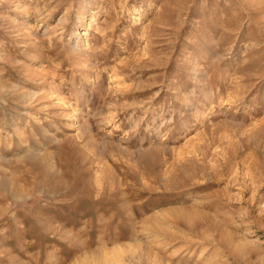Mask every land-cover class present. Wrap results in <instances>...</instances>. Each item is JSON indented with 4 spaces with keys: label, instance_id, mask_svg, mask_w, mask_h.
<instances>
[{
    "label": "rangeland",
    "instance_id": "374dc122",
    "mask_svg": "<svg viewBox=\"0 0 264 264\" xmlns=\"http://www.w3.org/2000/svg\"><path fill=\"white\" fill-rule=\"evenodd\" d=\"M0 264H264V0H0Z\"/></svg>",
    "mask_w": 264,
    "mask_h": 264
}]
</instances>
